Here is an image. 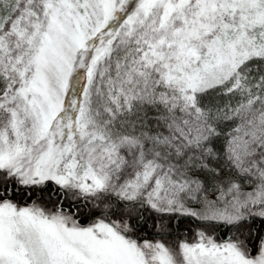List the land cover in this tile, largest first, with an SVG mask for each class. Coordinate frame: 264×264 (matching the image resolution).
Wrapping results in <instances>:
<instances>
[{
	"label": "snow or ice",
	"instance_id": "obj_1",
	"mask_svg": "<svg viewBox=\"0 0 264 264\" xmlns=\"http://www.w3.org/2000/svg\"><path fill=\"white\" fill-rule=\"evenodd\" d=\"M0 264H264V0H0Z\"/></svg>",
	"mask_w": 264,
	"mask_h": 264
}]
</instances>
